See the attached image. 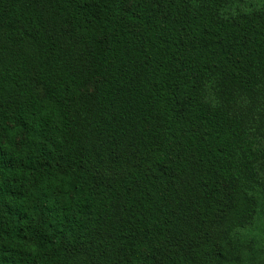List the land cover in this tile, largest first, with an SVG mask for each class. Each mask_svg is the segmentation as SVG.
<instances>
[{
    "label": "trees",
    "instance_id": "obj_1",
    "mask_svg": "<svg viewBox=\"0 0 264 264\" xmlns=\"http://www.w3.org/2000/svg\"><path fill=\"white\" fill-rule=\"evenodd\" d=\"M0 264H264V0H0Z\"/></svg>",
    "mask_w": 264,
    "mask_h": 264
}]
</instances>
